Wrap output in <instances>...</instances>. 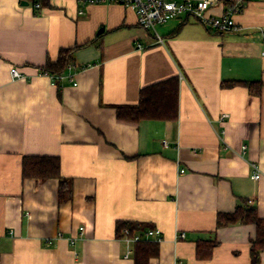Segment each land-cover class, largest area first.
Returning <instances> with one entry per match:
<instances>
[{"label": "crops", "instance_id": "1", "mask_svg": "<svg viewBox=\"0 0 264 264\" xmlns=\"http://www.w3.org/2000/svg\"><path fill=\"white\" fill-rule=\"evenodd\" d=\"M211 1L212 16L241 3L236 30L183 18L153 31L121 4L79 15L77 0H44L39 12L0 0V264H134L120 221L161 233L150 264H251L256 226L217 219L244 201L264 219V0ZM76 46L58 83L41 74ZM171 78L177 118L118 119L115 106H136L143 88ZM238 81L261 93L224 84ZM26 156L59 157L71 199L59 201L61 179L24 178ZM212 240L213 257L199 260L197 242Z\"/></svg>", "mask_w": 264, "mask_h": 264}, {"label": "trees", "instance_id": "2", "mask_svg": "<svg viewBox=\"0 0 264 264\" xmlns=\"http://www.w3.org/2000/svg\"><path fill=\"white\" fill-rule=\"evenodd\" d=\"M38 2L41 9L46 5L44 0H31ZM230 4V3H229ZM38 12L40 10H37ZM79 47L65 48L59 51L56 60L48 59L42 67L41 74L48 75L57 83L66 70L75 63V53ZM58 78V81H57ZM227 86H245L252 93L259 95L262 84L260 82H226ZM179 101V81L171 78L166 81L145 87L140 92V101L136 106H115L119 120L138 123L142 120H173L177 118ZM61 160L54 156H26L22 162L24 178L37 181L61 179ZM72 180L61 179L58 189L59 201L71 199ZM217 224L219 227L237 224H252L256 226V238L251 241V264H260V256L264 252V219L259 217L257 207L250 206L247 201L238 206L235 211L219 213ZM128 229L131 236L145 228L136 222H118L117 236L122 238L123 230ZM219 245L216 240L197 242V258L209 260L213 257L214 249ZM160 254V244L152 240H144L134 244V264H150L153 258Z\"/></svg>", "mask_w": 264, "mask_h": 264}, {"label": "built area", "instance_id": "3", "mask_svg": "<svg viewBox=\"0 0 264 264\" xmlns=\"http://www.w3.org/2000/svg\"><path fill=\"white\" fill-rule=\"evenodd\" d=\"M77 3L80 6L79 15H83L85 12L84 8L91 5L121 4L125 7L133 8L136 12L139 26L153 31H156L157 26L167 24L172 20L193 18L212 30L230 32L237 29L235 15L242 10L241 3L235 2L227 5V10L223 15L212 16L209 14L211 7L214 5L211 0H185L181 2L175 0H77ZM32 6L35 10H41V5L38 2H33ZM158 39L161 40L159 37ZM262 54L264 55V51ZM11 76L14 79H26L19 69L15 67L11 69ZM223 117L227 116L225 115ZM180 173H185V170L182 169ZM260 177L261 174L257 170L253 175V179L258 180ZM80 230L83 232L84 228ZM122 234L121 239L131 245L144 240H154L157 243L162 242L161 233L157 230H149L145 233L136 232L131 236L130 231L125 229ZM179 237L184 239L185 234L182 233ZM70 244L75 246L76 239H71ZM133 252L134 249H130L125 255V258L129 259L133 255Z\"/></svg>", "mask_w": 264, "mask_h": 264}]
</instances>
